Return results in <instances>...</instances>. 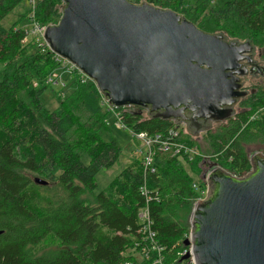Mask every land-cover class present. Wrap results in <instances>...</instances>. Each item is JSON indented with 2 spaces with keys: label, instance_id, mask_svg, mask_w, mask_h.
<instances>
[{
  "label": "trees",
  "instance_id": "1",
  "mask_svg": "<svg viewBox=\"0 0 264 264\" xmlns=\"http://www.w3.org/2000/svg\"><path fill=\"white\" fill-rule=\"evenodd\" d=\"M22 1L0 0V264H158V255L162 264H178L190 233L192 207L206 186L200 176L194 189L179 157L190 162L196 156L189 159L183 152L173 155L155 148L152 168L135 160L107 190L96 192V175L111 168L121 152L115 139L100 137L99 128L107 125L103 98L75 70L69 94L52 111L44 106L43 81L58 65L54 53L24 44L25 29L1 24ZM130 1L172 9L209 33L213 28L206 19L227 23L233 27L229 35L248 37L254 45L264 40V0H196L193 5L183 0ZM61 6V0H39L34 20L56 23ZM205 9L209 13L200 19L198 12ZM28 45L35 53L26 55ZM240 103L242 109L205 133L211 153L205 163L214 161L235 176L251 168L245 144L264 143V83ZM116 110L123 126L135 133L164 135L177 127L133 107ZM191 137L181 129L176 141L191 147ZM196 166L193 160L194 171ZM35 177L46 184L35 183ZM141 211L147 213L148 229Z\"/></svg>",
  "mask_w": 264,
  "mask_h": 264
},
{
  "label": "water",
  "instance_id": "2",
  "mask_svg": "<svg viewBox=\"0 0 264 264\" xmlns=\"http://www.w3.org/2000/svg\"><path fill=\"white\" fill-rule=\"evenodd\" d=\"M61 1L44 41L88 77L109 106L143 110L197 136L233 116L249 94L247 76L245 84L264 79L251 39L203 31L146 1ZM250 161V170L235 176L207 160V189L192 207L184 242L195 264H264V155Z\"/></svg>",
  "mask_w": 264,
  "mask_h": 264
},
{
  "label": "rangeland",
  "instance_id": "3",
  "mask_svg": "<svg viewBox=\"0 0 264 264\" xmlns=\"http://www.w3.org/2000/svg\"><path fill=\"white\" fill-rule=\"evenodd\" d=\"M39 0H37L38 2ZM174 3H178V0H173ZM183 3L185 5H193L196 3V0H183ZM28 4L26 1L20 2L13 10H11L2 20L1 24L5 28H22V29H29V19H27L26 13H28ZM208 9H205L204 11L199 10L200 19L205 15L207 16L209 12H207ZM205 19V18H204ZM58 21V20H57ZM56 21V23H57ZM206 21L209 23V25L213 28L212 32L216 31H222L226 37L230 39H235L243 41L248 37L240 38L237 36L236 33H232L233 36L229 35V31L233 30V27H229L227 23L220 22L216 23L212 19H206ZM55 24V23H54ZM45 25V28L49 24H43ZM30 43V42H26ZM25 44V43H24ZM27 54L30 55L35 53V48L33 46H24ZM255 50L257 51L255 53V59L259 62L264 64L263 59V52H264V40L263 38H259L257 43H255ZM262 54V55H261ZM46 71L44 68L42 69L41 73ZM51 78V80H49ZM80 79V78H79ZM54 80L57 81V84H53ZM74 77L70 76L65 70V68L62 65H57L54 67L51 71H49L46 80L43 81L46 85L45 90L40 96L41 101L44 103V106L49 110H54L60 102V97H65L69 94L70 86L73 84ZM53 83H52V82ZM91 81V80H90ZM51 82V83H50ZM88 82V81H87ZM38 83V82H37ZM86 83V82H84ZM264 83V79L259 78L258 80L251 82L249 84H245L248 91H251L249 88L256 87L258 85H261ZM36 88L39 87V84H35ZM255 91V90H254ZM253 91V92H254ZM252 94V92L250 93ZM102 98V97H101ZM246 98V97H245ZM243 98V99H245ZM241 99L240 101H242ZM240 101L237 103L235 110H240L243 108ZM101 102V101H100ZM102 109L106 112L105 115V122H106V128H99L100 131V137L103 141H109L111 139H115L120 148L121 152L120 155L115 162V164L106 170L100 171L96 177V183L97 188L96 192L100 190H107V187L111 180L120 172V170L126 166L127 164L134 163L135 160L138 162L142 161L143 153L147 150L146 143L143 142L142 139L136 137L133 135L130 130L123 127H118L115 125L116 118L114 117L113 111L107 112V109L105 106L102 107ZM220 124V122H217L213 124L212 129L217 127ZM206 133V132H205ZM205 133L201 132L197 136H192L193 145L191 146L194 151L196 152V157L193 160H196V168L198 167L197 171L193 170L192 164L193 160L188 162L187 159L182 158V155L179 157L181 160V167L185 170V172L189 175V177L193 180L194 183H198L199 177L202 176L205 178V174L209 173L211 170L207 163H205L206 159H209L211 157V153L209 152L208 144L206 141ZM245 148L247 151V155L249 158H252L256 154H263L264 155V143H261L259 141H250L245 144ZM187 156V155H185ZM139 162V163H140ZM203 163V164H202ZM201 172H200V170ZM199 170V171H198ZM203 172V173H202ZM204 181H206L204 179ZM207 184V181H206ZM198 185V184H197ZM206 187V186H205ZM191 218V216H190ZM190 218L188 219L190 224ZM137 256L138 261L141 260L140 255L138 253H134Z\"/></svg>",
  "mask_w": 264,
  "mask_h": 264
},
{
  "label": "built area",
  "instance_id": "4",
  "mask_svg": "<svg viewBox=\"0 0 264 264\" xmlns=\"http://www.w3.org/2000/svg\"><path fill=\"white\" fill-rule=\"evenodd\" d=\"M24 1H26L28 4V19H29L30 27L29 29L26 28L24 30L25 35L23 38V42L33 43L36 47H39L40 49H44L45 47H48V45L46 44L43 38V34L45 31V25L40 24L39 22H36L34 20V9L37 4V0H24ZM54 59L57 64L62 65L65 68L66 72L70 74V76H72L76 70L79 73V78L81 82H86L87 80H90L69 61L61 58L60 56L56 54H54ZM49 80H51V78ZM53 84H57V81L54 80ZM101 105L106 107L107 112L113 111L114 117L116 118V120H118L115 123L116 126L125 128L120 121V113L116 110L115 107L109 106L104 99H102ZM181 129L185 130V127L183 125H177L176 128H169L167 133L164 135L155 134L154 136H148L146 133H135L132 130H130V132H132L134 136L142 139L143 142L146 143V145H148L147 150L143 153L141 163L145 167L152 166V162H153L152 157H153L155 148L156 149L159 148L164 152L172 151L173 155L175 154L180 155V153L183 152V155H187L189 159H191L194 155H196V152L194 151L192 147L183 146L181 144H178L179 142L176 141V138L179 136V131ZM193 187L194 189L198 190V185L196 183H193ZM206 189H207V184H206V187L203 189V191H201V196L198 199H201L204 197ZM139 216L141 220L145 223L144 229H148L149 221H148L147 213L145 211H141ZM153 236L154 234L151 231H149V237L151 238ZM188 238H189V235L187 236L186 239ZM156 250L159 251L160 248L156 247ZM178 255L181 256V260L178 264H195L193 261V257L191 255L190 244L186 245L185 249H183ZM186 255H188L187 258H185ZM154 262L158 264H162L161 257L158 255Z\"/></svg>",
  "mask_w": 264,
  "mask_h": 264
},
{
  "label": "flooded vegetation",
  "instance_id": "5",
  "mask_svg": "<svg viewBox=\"0 0 264 264\" xmlns=\"http://www.w3.org/2000/svg\"><path fill=\"white\" fill-rule=\"evenodd\" d=\"M250 78V76H247V78L245 79V81H244V86H245V82L248 80ZM251 79H255V78H251ZM245 88H247L246 86H245ZM250 90H255V87H251V88H249ZM251 93V91H249V94ZM141 114H142V111L140 112Z\"/></svg>",
  "mask_w": 264,
  "mask_h": 264
}]
</instances>
